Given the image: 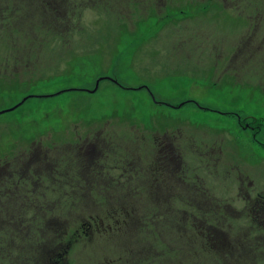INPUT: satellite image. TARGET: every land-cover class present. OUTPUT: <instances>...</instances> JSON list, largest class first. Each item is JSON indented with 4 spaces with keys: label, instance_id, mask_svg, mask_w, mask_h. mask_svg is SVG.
Returning <instances> with one entry per match:
<instances>
[{
    "label": "rangeland",
    "instance_id": "obj_1",
    "mask_svg": "<svg viewBox=\"0 0 264 264\" xmlns=\"http://www.w3.org/2000/svg\"><path fill=\"white\" fill-rule=\"evenodd\" d=\"M0 112V169L105 147L95 184L17 175L0 198V264H33L4 248L6 230L24 231L14 218L33 238L42 218L66 221L43 233L63 264H216L183 254L193 232L202 243L218 226L224 244L263 232L244 196L264 199V0H0ZM162 140L180 169L153 182Z\"/></svg>",
    "mask_w": 264,
    "mask_h": 264
},
{
    "label": "trees",
    "instance_id": "obj_2",
    "mask_svg": "<svg viewBox=\"0 0 264 264\" xmlns=\"http://www.w3.org/2000/svg\"><path fill=\"white\" fill-rule=\"evenodd\" d=\"M172 148L173 145L171 141L162 140L156 143L155 149L157 151L155 153V159L152 162L155 168L147 169L146 174L149 176L148 179L153 181L154 175L157 178L160 169H164L162 170L164 171L163 173H165V171L167 170H170L171 175L173 166H175L176 171L180 169V160L173 159L171 154H169V152H173ZM125 149L129 153H136L135 148H130L129 146H127ZM76 152L79 153V155L77 160L74 162L73 156ZM104 155L105 147H103V145L99 141H97L90 143L89 146L83 149H79V147L76 149H72L71 152L67 154L64 152H59V159L56 160H51V153L43 152L39 163L34 164L29 169H32V175L38 179V187L43 186L42 178H49L52 181L51 186L54 189H72L76 184H78L81 177H87L88 181H90L92 184H95V182H93L94 179L91 178L90 175L92 168L89 163L93 160V158L101 161V159L104 158ZM35 161H37V159L34 158L33 162ZM40 162H42L43 164L44 162H46L47 165L43 166V164H41ZM131 163L133 167H135L136 169H140L137 165L136 159L132 160ZM76 165H79V167H76ZM177 165H179V168L177 167ZM58 176L62 177V179H58ZM12 178L13 177L10 172H6L5 170H3L0 175V184H3L5 186L6 184H8L9 180H12ZM97 179L98 177L96 178V180ZM77 189L82 190L80 186H76L75 190ZM67 195L68 192L66 194H63L62 196ZM59 199H62V197H60ZM13 221L14 224L16 223L15 225L18 224L24 231H21V229L19 230V227H17L13 230V233H7V230L4 232L2 240L3 244L5 243L4 248L8 249L9 254L11 253V251L20 252V254H17L15 256V259H19L17 256L21 255V252H23L26 259L29 261L31 260L30 263L33 264H63L65 259L64 255L61 252V248L56 244L55 237H50L54 234V232H48V240H43V233L46 231V228H54L62 223L66 224V221L61 220L59 215H55V219L51 218L48 223H44V219L42 218L40 220L42 225L37 228L38 236L36 238H33V230L31 229L30 221H28V229H24L26 224L23 220L18 223V221L14 218ZM190 226L196 230V227L192 222H190ZM262 226H264V221L263 225L257 228L262 229ZM216 227L218 226H210V229L213 230L212 233L210 230L205 231L204 235L206 236L204 237V242L202 243H199L197 239L200 235H196L193 232V236L189 238V242H193L187 243L184 248H181L183 254L186 253L187 255L188 253H190L191 255L198 256L202 253L206 254L212 252L213 256L215 253V260L217 261L216 264H264L263 262L252 259H250V262H248L246 259L248 258V254L250 252H254L256 256L259 255L262 259H264V236L260 237L263 232L260 235L256 236L255 239L247 236V232H240L245 236V241H242L240 243L239 238L235 237L232 239V237L229 235L230 240H228L227 238L226 243L224 244L221 234L225 233V231H221L219 233V230ZM11 229L13 228L11 227ZM62 229H65V226L62 227ZM63 231V233L65 234L66 230ZM208 232L210 233L207 234ZM27 236L29 237V240L25 239V237L27 238ZM151 251L152 247L148 246H143L142 249L136 248L135 250L136 253L140 254H149ZM169 262L170 260L167 259V263ZM200 264L205 263L200 262Z\"/></svg>",
    "mask_w": 264,
    "mask_h": 264
},
{
    "label": "flooded vegetation",
    "instance_id": "obj_3",
    "mask_svg": "<svg viewBox=\"0 0 264 264\" xmlns=\"http://www.w3.org/2000/svg\"><path fill=\"white\" fill-rule=\"evenodd\" d=\"M97 136H99V134ZM92 142L93 141L90 140V143H92ZM86 145L87 146L90 145L88 141H86ZM87 146L80 144L79 149H83ZM38 155H39V152L35 153L34 157H36ZM78 155H79V153H77V152L74 154V156H73L74 162L77 160ZM40 158H41V156H39L37 161H35V162L31 161L26 166L17 165L18 163L12 164L11 162H6L4 164V166L0 169V175H1L2 171L5 170L6 172L7 171L10 172L13 178H12L11 182L9 184H6L5 186L3 184H0V198H3L2 195H4V197H7V196L10 197V198H6L5 199L6 201H7V199H11L12 198L11 195H13L15 193L14 190H18L22 184V181L19 179V177L17 175L22 174L24 172L25 168L29 169L34 164H38ZM89 164L92 168V171L90 172L91 178H93L94 179L93 182L96 183V178L99 177L100 175H104V173H101L99 168H98V166L101 164V161H99L96 158H93V160ZM76 167H79V165H76ZM81 178L88 179L87 177H81ZM13 181H15V182H13ZM4 190H8V191H4ZM244 197H245L244 199L247 202V206H248L249 211L253 212L258 207L260 209V211L262 212V217L264 219V207H263L264 206V199L262 198V195L258 194L257 196L253 197L250 193H248ZM14 200H15V198H14ZM262 230L264 232V226H262Z\"/></svg>",
    "mask_w": 264,
    "mask_h": 264
},
{
    "label": "water",
    "instance_id": "obj_4",
    "mask_svg": "<svg viewBox=\"0 0 264 264\" xmlns=\"http://www.w3.org/2000/svg\"><path fill=\"white\" fill-rule=\"evenodd\" d=\"M110 79V77H108V76H106V77H99L98 79H97V82H96V87H95V89L94 90H92L93 92H95V91H97L98 90V88H99V85H100V82L102 81V80H104V79ZM30 97V96H29ZM29 97H26L24 100H23V102L24 101H26V99L27 98H29ZM153 98L155 99V97L153 96ZM1 113V112H0Z\"/></svg>",
    "mask_w": 264,
    "mask_h": 264
}]
</instances>
